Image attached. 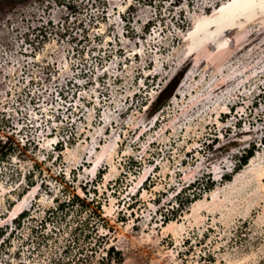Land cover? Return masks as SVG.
<instances>
[{"label":"rangeland","instance_id":"obj_1","mask_svg":"<svg viewBox=\"0 0 264 264\" xmlns=\"http://www.w3.org/2000/svg\"><path fill=\"white\" fill-rule=\"evenodd\" d=\"M0 141V264H263L264 0H0Z\"/></svg>","mask_w":264,"mask_h":264},{"label":"trees","instance_id":"obj_2","mask_svg":"<svg viewBox=\"0 0 264 264\" xmlns=\"http://www.w3.org/2000/svg\"><path fill=\"white\" fill-rule=\"evenodd\" d=\"M147 29V28H146ZM178 79H175V76H173L172 78H170L168 80L167 83H165L158 91V93L156 94V96L151 100L150 102V106H151V112L150 114H154L157 111H159L160 109H163L164 106H166V104L168 103V101L170 100L177 84H178ZM215 140V139H214ZM12 151H14V148L11 146H7V141H4L3 143L0 141V159H4V157H7ZM253 156V149L249 148L247 150H244L243 153L240 154V156L237 159V162L234 163V168L236 170L240 169L243 165H245L248 162V159L251 158ZM137 162H134V164L136 165ZM213 182H209V180H207L206 182H199L198 186L199 188L195 191L192 192L191 198H189V195H185L182 197H179L178 199V209L176 211H181L185 205H188L189 203H191L192 201H194L195 199L199 198L201 195V191L203 190H210L213 186H212ZM71 200V204L74 203V201H80L81 203L84 202V200L82 198H80L79 196L75 195L73 196V198H69V201ZM99 203V202H98ZM97 203V204H98ZM65 205V202H62L59 204V208L63 209ZM69 205V203H68ZM175 212H172V216H175ZM99 215V214H98ZM19 216H22L19 215ZM167 216L164 215V219H166ZM19 224V223H18ZM0 235H3V232L0 233ZM114 252L113 247L110 246L106 252V255H108L107 259V263L104 264H112L111 261H115L117 264H121L122 263V253L119 250H116L115 254H118V256L114 258L111 257V253ZM110 259V260H109ZM102 262H104V258L102 257L100 259ZM110 261V262H109Z\"/></svg>","mask_w":264,"mask_h":264},{"label":"bare ground","instance_id":"obj_3","mask_svg":"<svg viewBox=\"0 0 264 264\" xmlns=\"http://www.w3.org/2000/svg\"><path fill=\"white\" fill-rule=\"evenodd\" d=\"M217 17V16H216ZM227 19H230V20H235L236 21V19H237V17L235 16V15H229L228 17H226L225 18V20H227ZM211 33H209L208 34V36L210 35ZM252 35V34H251ZM204 41V39H202V41L201 42H203ZM253 162V161H252ZM90 165H91V163H90ZM256 174L259 176V177H263L264 178V167L263 168H261V169H258L257 171H256ZM34 188V187H33ZM32 188V189H33ZM31 189V190H32ZM30 189H28V191H29ZM36 187L32 190V191H29V193H28V195H26L25 197H24V200H22V202H21V198H19L18 199V206H16L15 207V210L14 211H17L18 210V208L24 203V201H26V200H28V198L32 195V194H35L36 195ZM25 193V192H24ZM25 194H27V193H25ZM13 211V212H14ZM16 214V213H15ZM14 214V215H15ZM12 215H13V213H12ZM14 217V216H13ZM14 219V218H13ZM176 221L175 220H170L168 223H167V225L166 224H163V226L165 227V228H168V229H171L173 226H176ZM264 264V263H263Z\"/></svg>","mask_w":264,"mask_h":264}]
</instances>
